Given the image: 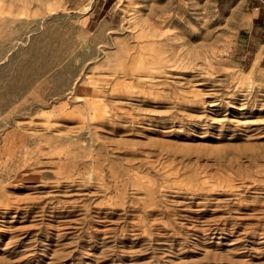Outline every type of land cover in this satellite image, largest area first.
Returning a JSON list of instances; mask_svg holds the SVG:
<instances>
[{
	"label": "rangeland",
	"instance_id": "374dc122",
	"mask_svg": "<svg viewBox=\"0 0 264 264\" xmlns=\"http://www.w3.org/2000/svg\"><path fill=\"white\" fill-rule=\"evenodd\" d=\"M0 264H264V0H0Z\"/></svg>",
	"mask_w": 264,
	"mask_h": 264
},
{
	"label": "crops",
	"instance_id": "0c3cea01",
	"mask_svg": "<svg viewBox=\"0 0 264 264\" xmlns=\"http://www.w3.org/2000/svg\"><path fill=\"white\" fill-rule=\"evenodd\" d=\"M254 17V16H253Z\"/></svg>",
	"mask_w": 264,
	"mask_h": 264
}]
</instances>
